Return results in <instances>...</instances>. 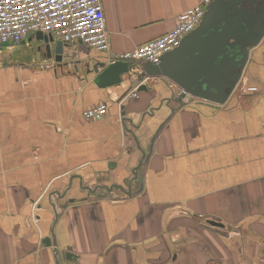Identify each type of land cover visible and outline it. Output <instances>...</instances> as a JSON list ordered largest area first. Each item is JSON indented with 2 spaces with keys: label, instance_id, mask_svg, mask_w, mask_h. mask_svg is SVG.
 I'll use <instances>...</instances> for the list:
<instances>
[{
  "label": "crops",
  "instance_id": "1",
  "mask_svg": "<svg viewBox=\"0 0 264 264\" xmlns=\"http://www.w3.org/2000/svg\"><path fill=\"white\" fill-rule=\"evenodd\" d=\"M202 1L100 0L111 54ZM41 44L0 53V264H264V40L221 106L105 73L82 43L60 63Z\"/></svg>",
  "mask_w": 264,
  "mask_h": 264
},
{
  "label": "water",
  "instance_id": "2",
  "mask_svg": "<svg viewBox=\"0 0 264 264\" xmlns=\"http://www.w3.org/2000/svg\"><path fill=\"white\" fill-rule=\"evenodd\" d=\"M246 2L212 0L197 27L181 38L177 47L162 55L157 64L116 62L107 65L102 62L98 66L104 68L105 73L124 74L130 84L133 81L141 83L145 78H166L179 90L173 100L180 106L187 96L221 106L239 84L251 48L264 40V0L259 3L248 1L249 7ZM35 36L48 57L59 63L71 58V53L67 52L71 47L69 44L40 32ZM6 46L0 45V49ZM38 49L41 51V47ZM92 68L97 72L96 66ZM147 91L146 85L141 84L136 92ZM206 223L218 229L224 226L214 220ZM42 243L48 247L53 242L45 238ZM64 257L68 261L76 258L72 253H65Z\"/></svg>",
  "mask_w": 264,
  "mask_h": 264
},
{
  "label": "built area",
  "instance_id": "3",
  "mask_svg": "<svg viewBox=\"0 0 264 264\" xmlns=\"http://www.w3.org/2000/svg\"><path fill=\"white\" fill-rule=\"evenodd\" d=\"M211 0L183 13L168 34L139 46L123 55L111 54L100 0H0V45L19 44L38 32L52 35L71 45L82 43L88 49L104 53L107 64L126 62L157 64L160 57L178 46L181 38L191 33L203 17ZM130 95L136 96L135 91ZM105 103L82 112L86 121H95L107 114Z\"/></svg>",
  "mask_w": 264,
  "mask_h": 264
},
{
  "label": "rangeland",
  "instance_id": "4",
  "mask_svg": "<svg viewBox=\"0 0 264 264\" xmlns=\"http://www.w3.org/2000/svg\"><path fill=\"white\" fill-rule=\"evenodd\" d=\"M11 47H16V44H15V45H8V46H6V47H2V48L0 49V53H1V55H2V56H3V55H6V52H9L8 54H10L11 52L9 51V48H11ZM22 47H24V46H22ZM16 52H18V51L16 50V51L12 52V55L15 54Z\"/></svg>",
  "mask_w": 264,
  "mask_h": 264
},
{
  "label": "flooded vegetation",
  "instance_id": "5",
  "mask_svg": "<svg viewBox=\"0 0 264 264\" xmlns=\"http://www.w3.org/2000/svg\"><path fill=\"white\" fill-rule=\"evenodd\" d=\"M248 1H252V3H259V2H261L262 0H247V2H248ZM247 2H246V3H247ZM246 6L249 7V6H251V5H249V3H247ZM263 8H264V6H263ZM253 11H256V8H254Z\"/></svg>",
  "mask_w": 264,
  "mask_h": 264
}]
</instances>
